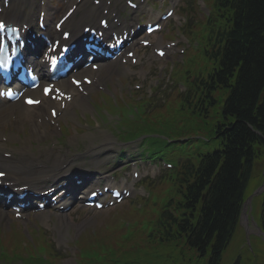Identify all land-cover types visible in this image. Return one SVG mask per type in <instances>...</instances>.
<instances>
[{
  "label": "trees",
  "instance_id": "obj_1",
  "mask_svg": "<svg viewBox=\"0 0 264 264\" xmlns=\"http://www.w3.org/2000/svg\"><path fill=\"white\" fill-rule=\"evenodd\" d=\"M216 23L217 41L224 52L215 79L231 89L226 112L230 128L222 135L226 163L212 186L202 242L216 238L214 249L219 253L234 228L252 147L259 141L251 127L264 132V100L258 104L264 89V0H219ZM204 180L209 182L210 176Z\"/></svg>",
  "mask_w": 264,
  "mask_h": 264
},
{
  "label": "rangeland",
  "instance_id": "obj_2",
  "mask_svg": "<svg viewBox=\"0 0 264 264\" xmlns=\"http://www.w3.org/2000/svg\"><path fill=\"white\" fill-rule=\"evenodd\" d=\"M179 27H181L179 25ZM158 38L157 40H159ZM162 62L149 61L148 65L144 68V71L141 74L148 76V87L147 89H152L154 91V85L157 83L156 80H160L164 74L157 73L158 67ZM111 70L114 72V76H110L108 74H104L102 79L104 82L110 83L113 88L117 89V87L121 86L119 81L117 80L119 77V67L113 66ZM154 75L150 77L153 73ZM156 72V73H155ZM117 79H116V78ZM111 131H115L112 129L110 131H106L103 134V138L105 140H115L116 138L112 136ZM87 137H91V135L87 134ZM198 144L195 143L194 146ZM115 148V151L112 153L111 151L107 152V154L112 153V157L108 160L109 167H117L119 162L115 164V153L118 151V146L114 144L112 146ZM128 149L127 147H125ZM177 148V147H173ZM180 148H184L183 145H180ZM137 149V145L133 143L132 150L135 151ZM171 148L167 149L169 153ZM174 153H169L166 155V159L174 160L177 153H179V149H175ZM264 162V158L258 159L255 162V165H261ZM123 165V164H122ZM263 185V175L262 170L258 167L254 166L253 174L251 180L248 184V187L245 192L246 199L251 198L250 204V219L252 224L248 227L238 226L236 229L234 236L228 246L227 250L224 252L222 257L221 264H234L236 260H240V264H264V232L262 235L257 234L254 231V227L258 230L260 228V214H261V204L262 197L257 195L256 192ZM130 207H128L129 209ZM117 209V208H115ZM105 210L102 212H82L77 211L70 215L71 220H68V223L71 228L63 229L62 231H58L57 228L54 232L53 237L55 238L57 248H60L63 252L64 260L62 264H76L75 259V248L72 246L73 242L77 239L81 234H88L93 230L96 231L100 236L106 233L105 227L112 225L114 222L121 220L123 218H130L139 220L140 218L136 213H123V212H114L113 210ZM138 218V219H137ZM3 227L6 228L7 224H3ZM31 236L33 234L31 233ZM52 237V235H51ZM71 246V247H70ZM176 256H169L167 258L166 264H173L174 261H179L181 259V255L179 254V250L176 251ZM191 259L188 257V260ZM206 259L197 261L196 259L192 263L188 264H204Z\"/></svg>",
  "mask_w": 264,
  "mask_h": 264
},
{
  "label": "bare ground",
  "instance_id": "obj_3",
  "mask_svg": "<svg viewBox=\"0 0 264 264\" xmlns=\"http://www.w3.org/2000/svg\"><path fill=\"white\" fill-rule=\"evenodd\" d=\"M13 3L15 4L14 0H12ZM65 2L64 1H61V5H64ZM98 13V9L96 8H92L90 7L87 11H85L82 15H81V20H88L89 17H92L94 16L95 14ZM47 21H48V18H47ZM69 30L71 31V37H70V41L71 42H76L78 41L80 38H82V34L79 30V28L75 27V26H72V25H66ZM47 33L49 35H52L54 37H58L59 35L55 32L52 31L51 29V25L49 24L48 25V28H47ZM40 47L43 48V45L41 43H38ZM110 65V64H107L105 66H102L104 68L107 69V66ZM40 67V65H39ZM89 73V71H87V74ZM100 81V79H98ZM98 83V82H97ZM95 83L94 85H92L90 88H87L86 91H88V95L94 93V92H98L96 89L98 88H101L103 86H99V83L97 84ZM96 84H97V87H96ZM67 91L69 92H72L73 89L71 86L69 87H65ZM73 96L76 97L77 101L79 102H84V101H88L89 99L84 97L82 94L78 93V92H73ZM52 103L49 102V101H45L43 103H41L40 105H43V107H48L49 105H51ZM17 108L18 111H21L22 110V107L17 105L15 106ZM27 115V118H28V122H26L27 124H23L24 122L20 123L19 124V127L18 128H21L23 130H25V127L26 129L30 128L32 130H34V128H39L40 125H38L37 122L34 121V118H33V114L29 113V114H26ZM4 119L6 121V116H4ZM3 118L0 120V125L3 127H6L8 125V122H3L4 120ZM21 119H24V118H21ZM3 122V123H2ZM43 125V124H42ZM32 126V128H31ZM20 151V150H18ZM13 156V155H12ZM12 159V157H11ZM6 168L8 170V174H9V178H8V182H12V183H15V182H18L20 180H25L29 183H32L40 178H42L44 175H51L52 177H57V176H61V175H65L67 173L66 170L62 169L60 165H58L55 170L53 171H39L37 170V167H36V162L31 159L28 164H20L18 161H15V160H12L10 162L7 163L6 165ZM37 172L40 174L39 178L38 179H33L32 178V175H31V172ZM9 190H11V188H8ZM3 188H0V192H3ZM2 198V197H0ZM1 201V199H0ZM12 202H15V198H13L11 200V203ZM5 214V215H3ZM6 214L9 215L8 213V210H7V207L4 208V203L0 202V222L3 220L2 217L3 216H6Z\"/></svg>",
  "mask_w": 264,
  "mask_h": 264
},
{
  "label": "snow or ice",
  "instance_id": "obj_4",
  "mask_svg": "<svg viewBox=\"0 0 264 264\" xmlns=\"http://www.w3.org/2000/svg\"><path fill=\"white\" fill-rule=\"evenodd\" d=\"M5 27V25L3 23H0V30H3ZM6 47H5V43L3 41V38L0 37V68H5L6 65H7V58H6ZM161 55H163V53H160ZM46 93L49 91V90H45ZM29 104H33V103H38V101H33V100H28L27 101ZM3 173H0V176H2Z\"/></svg>",
  "mask_w": 264,
  "mask_h": 264
}]
</instances>
